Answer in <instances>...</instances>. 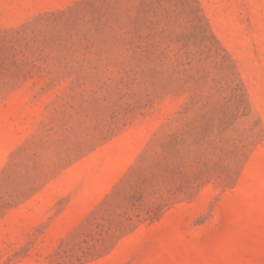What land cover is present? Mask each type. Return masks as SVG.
I'll return each instance as SVG.
<instances>
[{"label":"rangeland","instance_id":"obj_1","mask_svg":"<svg viewBox=\"0 0 264 264\" xmlns=\"http://www.w3.org/2000/svg\"><path fill=\"white\" fill-rule=\"evenodd\" d=\"M0 264H264V0H0Z\"/></svg>","mask_w":264,"mask_h":264}]
</instances>
